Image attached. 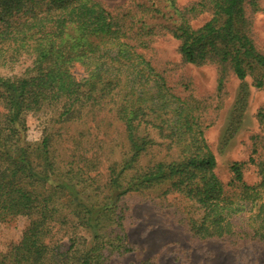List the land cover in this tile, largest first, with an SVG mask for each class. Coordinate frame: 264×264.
I'll use <instances>...</instances> for the list:
<instances>
[{
    "label": "trees",
    "instance_id": "trees-1",
    "mask_svg": "<svg viewBox=\"0 0 264 264\" xmlns=\"http://www.w3.org/2000/svg\"><path fill=\"white\" fill-rule=\"evenodd\" d=\"M257 1L203 0L184 8L179 25L169 31L180 44L183 62L218 66L219 88L232 71L239 81L251 78L254 87L264 89V54L249 35L245 10L246 4L253 8ZM156 9L140 5L115 16L96 0H0V69L14 66L26 55L33 60L23 77L0 75V221L31 219L21 242L0 253V264H65L77 242L86 243L81 233H87L94 248L78 259L79 264H105L109 251H128L120 236L106 238L101 234L105 228L97 218L94 221L104 210L110 212L106 196H100L97 206H88L80 202L77 191L70 208L49 206L55 195L68 187L76 192L82 184L71 178L70 167L56 183L53 166L49 175L33 164L17 133L25 114L56 106L63 108L61 116L73 110H87L86 115L106 112L101 122L115 116L132 146L130 163L149 157L148 150L155 146L164 144L174 151L161 161L148 159L132 190L164 186V195L177 193L196 205L198 214L188 222L195 237L264 244V161L249 160L258 168V180L252 185L245 179V163L232 164L227 184L216 175L217 160L206 144L197 107L172 93L165 77L139 51L147 50L149 38L155 35V27L144 25L147 13H158ZM204 12L211 19L199 29L192 28L189 17ZM77 62L93 65L82 82L73 74ZM263 114L264 110L262 118ZM149 128L157 131L163 144L138 135ZM49 141V137L43 141L46 153ZM56 212L74 216L76 236L69 239L64 253L45 242L54 229Z\"/></svg>",
    "mask_w": 264,
    "mask_h": 264
},
{
    "label": "rangeland",
    "instance_id": "rangeland-1",
    "mask_svg": "<svg viewBox=\"0 0 264 264\" xmlns=\"http://www.w3.org/2000/svg\"><path fill=\"white\" fill-rule=\"evenodd\" d=\"M96 1L115 16L125 15L140 5L157 8L155 12L158 13H147L144 25L149 29L155 27V35L149 38V48L139 51L165 77L172 93L197 107L206 144L217 160L215 173L219 179L227 184L232 177V164L245 163V179L248 184H255L258 168L248 162L251 158L264 161V117L260 115L264 110V89L254 87L251 78L239 81L232 71L224 76L219 88L218 66L184 63L180 44L169 32L179 25V13L184 8L203 0H174L175 7L172 0ZM245 6L250 20L249 35L257 50L264 54V0H258L254 9L249 3ZM189 18L192 28L199 29L211 15L204 12ZM32 65L33 60L26 55L14 66L1 68L0 75L23 77ZM92 66L82 62L74 64L76 80H86ZM86 112L73 110L61 116L63 108L56 106L27 113L21 119L17 138L28 150L29 160L39 168L44 167L45 174L50 175L49 166H53L55 177L52 179L56 183L70 167L74 170L71 178L82 184L76 192L68 187L64 194L55 195L49 206L70 208L72 200H77V191L80 202L88 206H97L104 196L107 197L105 207L110 212L104 210L94 221L97 218L101 228H105L101 234L106 238L112 240L120 236L128 251H109L105 264H264V244L257 240L247 239L240 243L238 238L201 240L195 237L188 222L191 216L198 214L197 206L180 194L164 195V186L132 190L131 184L148 159L161 161L174 154L167 150L157 131L149 128L148 133L141 131L138 135L163 145L148 148L149 157L142 156L136 163H130L132 146L126 140L123 124L113 115L101 122L104 112L89 115ZM47 137L50 139L48 153L43 150ZM165 143L170 145V141ZM73 218L56 212L52 222L54 229L45 240L48 246L59 247L60 253L68 249L69 239L76 236L73 235ZM30 223L27 217L0 221V253L5 254L18 245ZM62 223L66 226L61 227ZM79 236L87 241L85 244L77 242L75 252L65 258V264H79L78 259L93 250L94 243L87 233Z\"/></svg>",
    "mask_w": 264,
    "mask_h": 264
}]
</instances>
